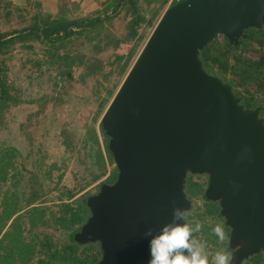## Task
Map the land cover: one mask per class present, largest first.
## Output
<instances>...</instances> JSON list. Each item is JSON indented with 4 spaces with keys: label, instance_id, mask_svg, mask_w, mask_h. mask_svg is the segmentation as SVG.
<instances>
[{
    "label": "rangeland",
    "instance_id": "obj_1",
    "mask_svg": "<svg viewBox=\"0 0 264 264\" xmlns=\"http://www.w3.org/2000/svg\"><path fill=\"white\" fill-rule=\"evenodd\" d=\"M180 1L187 0H0V32L32 23L39 29L52 28L61 22H70L66 28L73 31L68 35L60 29L51 39L17 41L3 55L17 101L0 109V264H37L46 259L39 252L45 236L58 247L68 243L78 244L80 250L89 247L97 256L95 264L104 261L105 239L93 234V224L122 184L115 126L108 118L121 83L158 20ZM136 20L133 29L130 23ZM251 27L264 30L263 13L251 22L237 23L227 34L211 32L195 44L192 59L229 102L231 117L246 119L244 128L256 130L264 139V101L249 96L255 85L242 88L230 82L232 75L222 79L210 74L198 57L201 46L217 39L228 45L230 63L236 54L258 59L256 43L241 47L240 39ZM178 164L180 175L172 180L175 207L186 210L187 222L203 224L194 237L205 242L209 264L221 249L231 256L230 264H252L254 254H261L259 264H264V245L252 252L248 236L255 209L244 201L235 204L231 188L217 186L226 167L208 157L196 161L187 148ZM68 191L75 196L67 199ZM5 195L11 196L16 211L9 220L4 217ZM60 201L82 202L85 221L71 229L55 224ZM216 224L226 233L222 242L211 232ZM18 233L31 244L32 256L21 247L10 250V238Z\"/></svg>",
    "mask_w": 264,
    "mask_h": 264
},
{
    "label": "water",
    "instance_id": "obj_2",
    "mask_svg": "<svg viewBox=\"0 0 264 264\" xmlns=\"http://www.w3.org/2000/svg\"><path fill=\"white\" fill-rule=\"evenodd\" d=\"M261 13L264 0H187L158 20L108 118L122 184L93 224V234L105 239L106 256L98 264H146L144 232L158 234L171 222L178 202L172 180L186 148L196 161L208 157L226 167L217 186L230 187L235 204L255 209L251 251L264 245V139L244 128L246 119L231 117L229 102L192 59L195 44L211 32L227 34Z\"/></svg>",
    "mask_w": 264,
    "mask_h": 264
},
{
    "label": "trees",
    "instance_id": "obj_3",
    "mask_svg": "<svg viewBox=\"0 0 264 264\" xmlns=\"http://www.w3.org/2000/svg\"><path fill=\"white\" fill-rule=\"evenodd\" d=\"M97 20V19H95ZM94 20V21H95ZM139 20L130 23L131 28L134 29V25ZM88 24L91 21L87 22ZM60 29L67 31L66 23H58L52 28L39 29L35 23H32L24 28L13 30L11 32H0V109L10 103H15L17 97L12 93V86L7 80V65L3 58L8 48L15 44L17 41L25 40L27 38H46L51 39V36L56 34ZM131 34L135 33V30H131ZM68 35L73 34V31H67ZM241 47L247 49L251 43H256L259 46L258 59H248L241 55H233V63L229 61L228 45L220 43L217 39H214L207 43L199 51V59L202 62L204 69L210 74H217L222 79H226L228 75H232L230 82L238 86L247 85L248 83L255 85V91L249 96L253 98H261L264 101V30L256 28H247L244 31V37L240 39ZM131 56V53H130ZM247 91L246 89H243ZM248 92V91H247ZM110 180V178L108 179ZM188 185L198 186V183L189 182ZM75 196L72 191H68L67 199H71ZM11 196L5 195L3 199V206L5 215L8 220L16 213L14 206H11ZM33 210H39L38 206H33ZM86 208L82 202H78L73 205L69 201H60V209L56 215H54V223L64 229H71L78 224H81L86 219ZM44 222L43 218H40ZM11 249L16 247L24 248V251L30 252L28 256H32L33 251L30 243L23 241L18 233L13 238H10ZM40 251L46 256L37 260V264H51L53 261L67 264H95L97 262V256L91 251L89 247H85L80 250V247L76 243L64 244L58 247L56 243L52 241L49 236H45L39 243ZM13 246V247H12ZM149 253V250H148ZM97 254V252H96ZM150 256V253H149ZM31 259L30 257H28ZM252 264H259L262 260L261 254H254L250 257Z\"/></svg>",
    "mask_w": 264,
    "mask_h": 264
},
{
    "label": "clouds",
    "instance_id": "obj_4",
    "mask_svg": "<svg viewBox=\"0 0 264 264\" xmlns=\"http://www.w3.org/2000/svg\"><path fill=\"white\" fill-rule=\"evenodd\" d=\"M186 210L174 207L172 220L164 224L159 233L153 235L151 228L144 232L149 240L150 259L147 264H209L206 244L194 237V233L201 232L203 224L194 225L186 221ZM182 221V223H177ZM211 232L219 241L226 239L223 225L216 224ZM231 256L226 250H217L212 264H230Z\"/></svg>",
    "mask_w": 264,
    "mask_h": 264
},
{
    "label": "flooded vegetation",
    "instance_id": "obj_5",
    "mask_svg": "<svg viewBox=\"0 0 264 264\" xmlns=\"http://www.w3.org/2000/svg\"><path fill=\"white\" fill-rule=\"evenodd\" d=\"M70 22H68V23H66V24H69ZM72 23H74V22H72ZM76 23V22H75Z\"/></svg>",
    "mask_w": 264,
    "mask_h": 264
}]
</instances>
